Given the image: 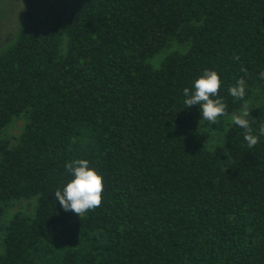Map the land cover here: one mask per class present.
<instances>
[{
    "label": "trees",
    "instance_id": "1",
    "mask_svg": "<svg viewBox=\"0 0 264 264\" xmlns=\"http://www.w3.org/2000/svg\"><path fill=\"white\" fill-rule=\"evenodd\" d=\"M17 2L0 37V264H264V103L248 118L258 143L233 123L223 155L183 92L209 70L228 114L264 94V0ZM78 159L104 184L81 216L54 195Z\"/></svg>",
    "mask_w": 264,
    "mask_h": 264
},
{
    "label": "clouds",
    "instance_id": "2",
    "mask_svg": "<svg viewBox=\"0 0 264 264\" xmlns=\"http://www.w3.org/2000/svg\"><path fill=\"white\" fill-rule=\"evenodd\" d=\"M260 78L264 79V72L260 73ZM220 86L221 81L217 72L205 70L200 78L194 81V89L185 88L183 90L186 97L185 105L188 108L199 105L203 120L219 124L221 117L228 116L227 105L222 99L212 98L219 95ZM245 87L244 79L240 78L236 85L230 87L228 91L232 97L242 100L245 96ZM250 116L249 105L245 103L240 111L231 114L230 118L235 125L245 129L244 139L249 147H254L259 138L252 134L248 119ZM259 133L264 135V125L260 127ZM66 168L74 178L62 190L58 189L54 194L63 209L81 216L89 210L98 208L102 203L104 191L103 177L95 169L90 168L89 162L84 159L70 162Z\"/></svg>",
    "mask_w": 264,
    "mask_h": 264
},
{
    "label": "rangeland",
    "instance_id": "3",
    "mask_svg": "<svg viewBox=\"0 0 264 264\" xmlns=\"http://www.w3.org/2000/svg\"><path fill=\"white\" fill-rule=\"evenodd\" d=\"M17 1L18 0H0V37L5 35L3 39H6L10 36V32L15 30L16 24L19 21L21 9L18 7ZM176 48L177 47H175V49ZM161 58V56L154 58L152 60L153 65H158ZM245 103H247L249 105V109L252 110L254 107L264 103V94L260 93L259 91H255ZM240 109L233 113H238ZM233 113L228 114L226 117H221L219 124H212L210 121L205 120V130L208 134L205 146L208 150L223 155L226 154L224 147L228 129L233 124L230 118L231 114ZM26 122L27 118L25 114L14 118L4 130L1 138L9 140L12 145L16 144ZM35 206L36 199L9 203L5 209L3 220L10 219L18 212L32 214L34 212ZM1 253L2 250L0 248V254Z\"/></svg>",
    "mask_w": 264,
    "mask_h": 264
}]
</instances>
